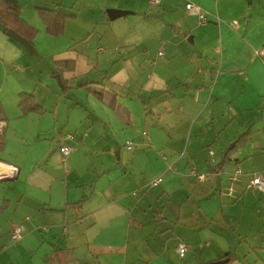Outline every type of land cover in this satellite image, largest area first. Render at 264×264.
<instances>
[{
  "label": "crops",
  "instance_id": "crops-1",
  "mask_svg": "<svg viewBox=\"0 0 264 264\" xmlns=\"http://www.w3.org/2000/svg\"><path fill=\"white\" fill-rule=\"evenodd\" d=\"M15 5L35 36L26 51L0 28V162L17 170L0 182V264H264V191L244 189L264 174V0ZM38 8L67 16L62 34Z\"/></svg>",
  "mask_w": 264,
  "mask_h": 264
},
{
  "label": "trees",
  "instance_id": "trees-1",
  "mask_svg": "<svg viewBox=\"0 0 264 264\" xmlns=\"http://www.w3.org/2000/svg\"><path fill=\"white\" fill-rule=\"evenodd\" d=\"M37 10L49 35L58 36L63 33L64 23L67 18L64 13L41 8ZM0 28L3 32H7L8 30L14 31L30 44L35 36V30L21 19L18 6L3 0H0ZM65 66L70 68L71 64H66ZM19 100V108L23 114L38 113L41 111L32 96L21 94ZM228 256L229 255H226L223 259ZM230 261L231 259L229 258L226 264Z\"/></svg>",
  "mask_w": 264,
  "mask_h": 264
},
{
  "label": "built area",
  "instance_id": "built-area-1",
  "mask_svg": "<svg viewBox=\"0 0 264 264\" xmlns=\"http://www.w3.org/2000/svg\"><path fill=\"white\" fill-rule=\"evenodd\" d=\"M151 3H157V0H150ZM186 10H188L191 14H196L198 15L199 19H200V22L201 23H206L207 20L205 18L204 15L200 14L199 11H198V8L193 6V5H190V4H187L185 6ZM160 55V54H159ZM3 122L0 121V132L3 128ZM144 134V133H143ZM133 146H134V143L133 142H126L125 143V147L127 150H132L133 149ZM60 153L63 155V156H66L69 154V152L71 151V148L70 147H61L59 149ZM210 155L212 156V153H210ZM190 176L194 177V179L198 182H202V181H205L207 179V176L206 175H203V174H196L194 171H190L189 172ZM16 175H17V170L16 168L10 166V165H7V164H4V163H1L0 162V182H3V181H8V180H13L16 178ZM242 172L239 168H237L233 173H231L229 175V178H228V181H229V186L224 188L222 191H221V194L227 198H235L236 195H237V190L235 188V185H237L241 178H242ZM161 181L160 178L156 179L155 181H153L151 184L152 185H156L158 184L159 182ZM245 190H256V191H264V180L259 176V175H252L250 176V178L248 179L245 187H244ZM24 234V228L22 226H18V227H15L12 229L11 233H10V238L12 241L16 242V241H19L22 236ZM187 246L180 242L176 248V252H177V255L180 259H182L186 252H187Z\"/></svg>",
  "mask_w": 264,
  "mask_h": 264
},
{
  "label": "water",
  "instance_id": "water-1",
  "mask_svg": "<svg viewBox=\"0 0 264 264\" xmlns=\"http://www.w3.org/2000/svg\"><path fill=\"white\" fill-rule=\"evenodd\" d=\"M4 1H7L11 4H16V0H4ZM127 13L126 12H123V11H118V10H109L107 11V16L110 20H115L117 18H120L122 16H125ZM6 35L12 39L13 41L19 43L21 46H23V48L26 50V51H31L32 49V46L31 44L26 41L24 38H22L21 36H19L18 34H16L14 31L12 30H8L6 32ZM10 181V180H8ZM228 262V259H222V260H219V261H215V262H211V263H207V264H226Z\"/></svg>",
  "mask_w": 264,
  "mask_h": 264
},
{
  "label": "rangeland",
  "instance_id": "rangeland-1",
  "mask_svg": "<svg viewBox=\"0 0 264 264\" xmlns=\"http://www.w3.org/2000/svg\"><path fill=\"white\" fill-rule=\"evenodd\" d=\"M29 55H31V56L34 55V56H32L33 57V60L34 61L37 60L35 54H29ZM259 163L263 165L264 164V158H261V160L259 161ZM260 174H261L260 177L264 180V174L263 173H260Z\"/></svg>",
  "mask_w": 264,
  "mask_h": 264
}]
</instances>
